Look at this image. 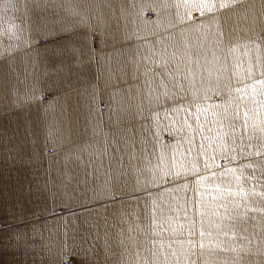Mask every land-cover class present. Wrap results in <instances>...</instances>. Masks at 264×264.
Masks as SVG:
<instances>
[{"label":"crops","instance_id":"1","mask_svg":"<svg viewBox=\"0 0 264 264\" xmlns=\"http://www.w3.org/2000/svg\"><path fill=\"white\" fill-rule=\"evenodd\" d=\"M66 254L264 264V0H0V264Z\"/></svg>","mask_w":264,"mask_h":264},{"label":"built area","instance_id":"2","mask_svg":"<svg viewBox=\"0 0 264 264\" xmlns=\"http://www.w3.org/2000/svg\"><path fill=\"white\" fill-rule=\"evenodd\" d=\"M63 264H72L71 257L64 255Z\"/></svg>","mask_w":264,"mask_h":264},{"label":"rangeland","instance_id":"3","mask_svg":"<svg viewBox=\"0 0 264 264\" xmlns=\"http://www.w3.org/2000/svg\"><path fill=\"white\" fill-rule=\"evenodd\" d=\"M150 15V14H149ZM193 18L195 19V20H198L199 18H200V16L198 15V14H195L194 16H193ZM45 42V40H43L42 38L41 39H39V43H44ZM71 261H72V258H71ZM72 264H73V262H72Z\"/></svg>","mask_w":264,"mask_h":264},{"label":"bare ground","instance_id":"4","mask_svg":"<svg viewBox=\"0 0 264 264\" xmlns=\"http://www.w3.org/2000/svg\"><path fill=\"white\" fill-rule=\"evenodd\" d=\"M65 256H69V255L66 254ZM69 257H70V256H69ZM63 259H64V257H63Z\"/></svg>","mask_w":264,"mask_h":264}]
</instances>
